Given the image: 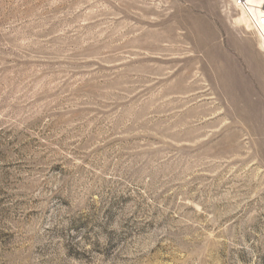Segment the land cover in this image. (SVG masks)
<instances>
[{"label": "rangeland", "instance_id": "rangeland-1", "mask_svg": "<svg viewBox=\"0 0 264 264\" xmlns=\"http://www.w3.org/2000/svg\"><path fill=\"white\" fill-rule=\"evenodd\" d=\"M0 264H264L233 0H0Z\"/></svg>", "mask_w": 264, "mask_h": 264}, {"label": "built area", "instance_id": "built-area-1", "mask_svg": "<svg viewBox=\"0 0 264 264\" xmlns=\"http://www.w3.org/2000/svg\"><path fill=\"white\" fill-rule=\"evenodd\" d=\"M235 5L245 13L252 28L259 34L264 44V0H233Z\"/></svg>", "mask_w": 264, "mask_h": 264}, {"label": "bare ground", "instance_id": "bare-ground-1", "mask_svg": "<svg viewBox=\"0 0 264 264\" xmlns=\"http://www.w3.org/2000/svg\"><path fill=\"white\" fill-rule=\"evenodd\" d=\"M260 2V0L259 1H256V3H259Z\"/></svg>", "mask_w": 264, "mask_h": 264}]
</instances>
